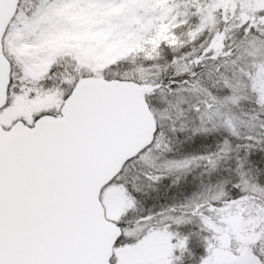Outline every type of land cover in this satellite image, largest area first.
I'll use <instances>...</instances> for the list:
<instances>
[{
  "label": "snow or ice",
  "instance_id": "obj_1",
  "mask_svg": "<svg viewBox=\"0 0 264 264\" xmlns=\"http://www.w3.org/2000/svg\"><path fill=\"white\" fill-rule=\"evenodd\" d=\"M160 3L0 0V264H264V5ZM82 10L128 55L49 46Z\"/></svg>",
  "mask_w": 264,
  "mask_h": 264
},
{
  "label": "rangeland",
  "instance_id": "obj_2",
  "mask_svg": "<svg viewBox=\"0 0 264 264\" xmlns=\"http://www.w3.org/2000/svg\"><path fill=\"white\" fill-rule=\"evenodd\" d=\"M248 0H241L242 6L247 4L245 2ZM262 0H256L258 4H261ZM169 0H161L160 7L164 8L168 4ZM236 0H215V5L209 15L215 21V13L219 11L220 7L224 8V12L227 13V7L230 4L235 5ZM190 11V9H187ZM122 9L113 10L110 13L105 15L109 16H119L122 13ZM171 9L167 10V15L172 14ZM184 14L183 11L177 9L175 15L172 16V21L169 23H164L163 19L167 18V15L164 18L160 19L159 28L155 38L151 43L155 44L156 47H159V41L161 40H171L172 42L176 41V37L172 35V29L178 27L175 24V20ZM100 15L98 12H91L88 10H82L80 14L75 17H72L79 24L84 26L87 30L72 36H65L62 38L55 39L49 42V46L54 48H62L68 46L69 41H75L76 46L81 48L82 55L86 61H91L93 65V70L102 69L107 66L108 63H115L114 57L126 56L129 52L128 40L132 39L131 35L126 38L119 39L114 41L111 44H108V40L112 36V31H92V28L98 23L97 16ZM139 21H137L138 23ZM183 35V33H182ZM141 51L143 49H140ZM155 50V49H153ZM143 62L138 57H133L129 63L136 65V63L142 64ZM137 64V65H139Z\"/></svg>",
  "mask_w": 264,
  "mask_h": 264
},
{
  "label": "trees",
  "instance_id": "obj_3",
  "mask_svg": "<svg viewBox=\"0 0 264 264\" xmlns=\"http://www.w3.org/2000/svg\"><path fill=\"white\" fill-rule=\"evenodd\" d=\"M245 2H248V1H245ZM235 12V5L234 4H230L228 7H227V13L228 12ZM225 13V14H227ZM219 24V21H217L215 19L214 21V27L217 26ZM140 63H143V62H140ZM139 63H136L135 66H139L137 65ZM133 65L128 63L127 65L125 66H122L120 69H118L117 71L119 73H123L125 71L126 68H130L132 67ZM259 155H264V154H259ZM257 164L260 163V161L257 159ZM262 183H264V178H262ZM166 183H169V182H166ZM171 195V194H170ZM152 196L153 197H156V193H152ZM172 201L171 200H166L163 198V196H161L158 200L157 199H150L148 200L146 203H145V209H151L155 206V210H159L160 208V205H164V204H170ZM179 231L181 232V234L183 235H187L190 231L191 232H195V231H198V229L196 228L195 225H190V226H187V227H182L179 229ZM190 247L192 248L193 252L199 256V255H203L204 254V248L203 246L197 241V238L196 237H192L191 239V243H190Z\"/></svg>",
  "mask_w": 264,
  "mask_h": 264
},
{
  "label": "water",
  "instance_id": "obj_4",
  "mask_svg": "<svg viewBox=\"0 0 264 264\" xmlns=\"http://www.w3.org/2000/svg\"><path fill=\"white\" fill-rule=\"evenodd\" d=\"M261 3H262V5H264V0H262V2H261Z\"/></svg>",
  "mask_w": 264,
  "mask_h": 264
}]
</instances>
